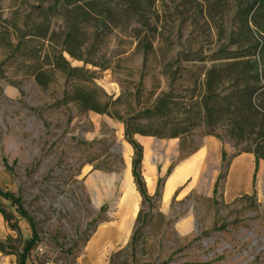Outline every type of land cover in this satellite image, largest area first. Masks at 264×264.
<instances>
[{"label":"rangeland","instance_id":"374dc122","mask_svg":"<svg viewBox=\"0 0 264 264\" xmlns=\"http://www.w3.org/2000/svg\"><path fill=\"white\" fill-rule=\"evenodd\" d=\"M252 3L0 0V189L37 225L26 264H264V9ZM161 101L166 114L145 117ZM241 154L259 158L252 191L226 201ZM0 206L19 229L0 213V240L13 239L0 264H17L31 228Z\"/></svg>","mask_w":264,"mask_h":264},{"label":"trees","instance_id":"16d2710c","mask_svg":"<svg viewBox=\"0 0 264 264\" xmlns=\"http://www.w3.org/2000/svg\"><path fill=\"white\" fill-rule=\"evenodd\" d=\"M255 12H259L262 9H264V0H253L252 6L250 7V9L248 10V13H250L253 9H255ZM261 31L264 34V24L263 26L260 27ZM263 47H264V42L262 43ZM258 62L254 61L253 65L256 68V71H258ZM78 72H80L77 69H71L69 71V76H73L76 75ZM166 104H164V101H161L153 110H147L144 115L147 118H154V117H161L164 116L166 114ZM125 135L127 137V142L129 143V145L132 147L133 149V157H132V161H131V175L133 178V182L134 185L136 187L137 192L139 193V195L142 198L143 202H146L148 200V194L145 188V183L143 181V178L141 176L140 173V164L142 161V149L141 147L134 141L131 139L127 129H125ZM258 156H255V168H254V174H253V182L255 179V173L256 170L258 168ZM247 197L246 195L242 196L241 198H245ZM0 198L7 200L11 203L12 206H16V211L17 213L24 219L27 220V222L30 225L31 228V239L25 243L23 250L21 252V254L18 255V260H17V264H26L27 261V257L29 252L32 250V248L36 245L37 241H38V231H37V225L35 223V220L33 217H31L21 206V201L20 198H17L15 195H13L12 193L8 192V191H3L2 189H0ZM0 213L3 216V219L5 220V222L9 225L10 229L12 231H14L15 233H17V235L19 236V229L17 228V225L15 222H12V216L10 214H7L0 206ZM17 236V237H18ZM13 241L12 238H7L6 240L2 241L0 240V251L3 252L5 251L7 248H9V244L10 242Z\"/></svg>","mask_w":264,"mask_h":264},{"label":"crops","instance_id":"0c3cea01","mask_svg":"<svg viewBox=\"0 0 264 264\" xmlns=\"http://www.w3.org/2000/svg\"><path fill=\"white\" fill-rule=\"evenodd\" d=\"M254 161L255 159L251 154H241L233 159L227 179L225 181L224 198L226 201H233L237 197L249 194L252 191L253 174L255 168ZM193 167L194 165L192 168L182 169V171H180L179 174L177 173V175H180L182 172L183 174L191 173L196 175L198 169L197 167L195 169ZM177 175L176 173L173 175L170 185H172V183L175 181Z\"/></svg>","mask_w":264,"mask_h":264},{"label":"bare ground","instance_id":"6f19581e","mask_svg":"<svg viewBox=\"0 0 264 264\" xmlns=\"http://www.w3.org/2000/svg\"><path fill=\"white\" fill-rule=\"evenodd\" d=\"M125 159H126V161L128 162V159H129V154H130V152H131V148H130V146H128V145H125ZM145 148H146V146H145ZM264 167V166H263ZM240 170V169H239ZM189 171V170H188ZM188 171H186V172H188ZM190 172V171H189ZM238 177V176H237ZM235 184H237V183H235Z\"/></svg>","mask_w":264,"mask_h":264}]
</instances>
